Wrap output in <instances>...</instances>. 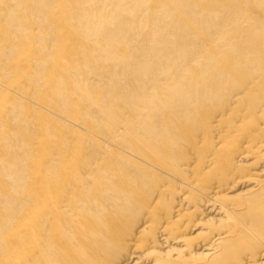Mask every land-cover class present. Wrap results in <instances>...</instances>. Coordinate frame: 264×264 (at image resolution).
Returning a JSON list of instances; mask_svg holds the SVG:
<instances>
[{"label":"bare ground","instance_id":"bare-ground-1","mask_svg":"<svg viewBox=\"0 0 264 264\" xmlns=\"http://www.w3.org/2000/svg\"><path fill=\"white\" fill-rule=\"evenodd\" d=\"M0 64V264H264V0H0Z\"/></svg>","mask_w":264,"mask_h":264},{"label":"rangeland","instance_id":"rangeland-1","mask_svg":"<svg viewBox=\"0 0 264 264\" xmlns=\"http://www.w3.org/2000/svg\"><path fill=\"white\" fill-rule=\"evenodd\" d=\"M6 73L4 71V66H2V64H0V94L5 95L6 93H11L10 90V86L12 83H15L16 79L18 78L17 75H10L9 78H5ZM25 78V77H23ZM27 103L30 105L29 108V115H32L30 120L33 123V125L37 124L36 123V119H35V115H36V111L38 108V104L35 102L34 99H31L30 101H27Z\"/></svg>","mask_w":264,"mask_h":264}]
</instances>
